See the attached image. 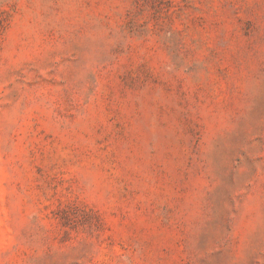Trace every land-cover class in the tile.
Masks as SVG:
<instances>
[{
	"label": "rangeland",
	"instance_id": "rangeland-1",
	"mask_svg": "<svg viewBox=\"0 0 264 264\" xmlns=\"http://www.w3.org/2000/svg\"><path fill=\"white\" fill-rule=\"evenodd\" d=\"M0 264H264V0H0Z\"/></svg>",
	"mask_w": 264,
	"mask_h": 264
}]
</instances>
